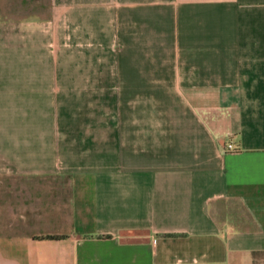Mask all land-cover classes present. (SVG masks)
Instances as JSON below:
<instances>
[{
	"label": "crops",
	"instance_id": "crops-1",
	"mask_svg": "<svg viewBox=\"0 0 264 264\" xmlns=\"http://www.w3.org/2000/svg\"><path fill=\"white\" fill-rule=\"evenodd\" d=\"M0 264H264V0H0Z\"/></svg>",
	"mask_w": 264,
	"mask_h": 264
},
{
	"label": "built area",
	"instance_id": "built-area-1",
	"mask_svg": "<svg viewBox=\"0 0 264 264\" xmlns=\"http://www.w3.org/2000/svg\"><path fill=\"white\" fill-rule=\"evenodd\" d=\"M228 150H234L231 145H228Z\"/></svg>",
	"mask_w": 264,
	"mask_h": 264
},
{
	"label": "rangeland",
	"instance_id": "rangeland-1",
	"mask_svg": "<svg viewBox=\"0 0 264 264\" xmlns=\"http://www.w3.org/2000/svg\"><path fill=\"white\" fill-rule=\"evenodd\" d=\"M117 25H118V20L116 21Z\"/></svg>",
	"mask_w": 264,
	"mask_h": 264
}]
</instances>
